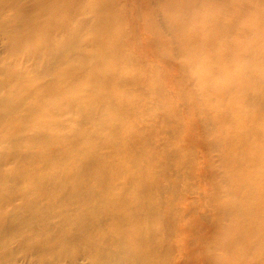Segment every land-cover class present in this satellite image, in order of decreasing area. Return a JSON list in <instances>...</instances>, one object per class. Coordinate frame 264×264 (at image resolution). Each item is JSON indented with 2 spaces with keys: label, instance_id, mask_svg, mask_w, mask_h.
I'll return each instance as SVG.
<instances>
[{
  "label": "bare ground",
  "instance_id": "1",
  "mask_svg": "<svg viewBox=\"0 0 264 264\" xmlns=\"http://www.w3.org/2000/svg\"><path fill=\"white\" fill-rule=\"evenodd\" d=\"M21 1L0 0V14L5 7L17 11V26L4 23L14 58L0 70V142L13 141L0 147V251L11 252L16 241L25 253H51L58 262L78 246L97 261L112 241L152 256L158 247L152 244L158 236L153 222L161 215L152 200L163 181L154 173V152L146 149L153 133L143 138L136 122L142 99L131 92L150 81L132 65L134 72L123 74L133 48L150 54L145 42L135 46L133 25L137 39L131 43L128 34L117 32L110 0ZM246 1L247 11L242 0L130 5L152 10L153 20L160 19L157 35L167 34L172 44L171 55L187 72L195 70L191 95L205 113L206 158L217 155L222 169L214 174L226 186L216 211L239 222L228 228L235 240L226 243L225 230L216 231L212 247L218 254H210L208 264H264V3L250 7ZM82 13L83 22L77 17ZM234 26L250 37L231 39ZM86 29L92 36L83 34ZM88 37L91 54L79 46ZM21 55L35 67H27ZM7 163L13 166L5 169ZM110 229L116 237L110 238ZM233 247L239 248L221 256ZM36 262L43 264V256Z\"/></svg>",
  "mask_w": 264,
  "mask_h": 264
},
{
  "label": "rangeland",
  "instance_id": "2",
  "mask_svg": "<svg viewBox=\"0 0 264 264\" xmlns=\"http://www.w3.org/2000/svg\"><path fill=\"white\" fill-rule=\"evenodd\" d=\"M27 1L23 0L21 3L26 4ZM110 1L115 5V11L113 12L119 21L120 29L117 32H123L122 36L128 34L127 43H131L138 37L135 46L142 43L144 47L143 42H145L146 50L150 53L146 55L145 51L133 48L128 56L130 64L127 68H124L123 74L129 76L128 74L133 71L132 65L137 74L150 81L149 85H144L131 92L142 99L138 108L139 117H135L136 122L141 129L140 134L143 138H145L144 133H153L154 141L146 149L154 152V159L158 164L154 168V173L163 181L158 186V188H161L160 192L156 191L158 197L152 200L157 201L155 202L161 213L158 217L159 220L153 222V229L158 232V236L155 239L153 238L152 244L158 245V247L155 253L149 256L146 251L123 250L110 241L111 243L107 244L104 249V258L99 257L96 261L87 255H82L80 247L73 246L68 255L59 258L58 263L51 253H44L45 255H43V252L37 254L34 252L36 255L25 253L24 249L14 241L9 245V251L11 252L3 255L0 251V264H40L36 262L37 256H43V264H208L210 254H218V251H215L212 247V241L216 239L221 229L225 230L223 241L227 243L230 239L235 240V237L230 236L228 228L231 224L235 227L239 222L235 223L233 221L230 223L228 215L221 216L216 211L217 201L223 203L226 199V186L220 182L221 177H215L217 171L222 169L217 155L212 153L211 160L206 158L209 141L207 142V137L202 129L205 113L202 114L198 110L197 101L196 99L193 100L191 95L194 85L192 84V76L189 75L195 70L189 69L187 72L183 64L173 54L171 55L172 44L167 42V34L162 32V36L157 35L159 28L156 23L160 22V19L153 20L152 10L145 11L144 9L142 13L134 8L138 6L135 0H133L134 7L130 6L132 0ZM245 1L242 0L241 3L244 10L247 11L249 8L245 6ZM258 1L264 3V0H247L246 2L249 6L251 3ZM226 2V7H232L231 2ZM238 5L236 3V6ZM16 12L10 7H5L0 14V70L14 58L13 53L10 51L11 29H5L4 23L11 21L12 24L17 26V22L14 21ZM241 16L245 20L248 17L246 15ZM77 17L83 22L86 15L82 13ZM227 17L230 18L231 15ZM131 21L135 22L136 25ZM148 24L149 26H147ZM132 25L137 30V33L134 34V36L137 35L136 38L131 32ZM87 31L89 32L87 29L84 30L83 34L86 35ZM228 33L231 39L245 41L250 37V32L243 26H234ZM141 34H144V37ZM88 39L89 41L86 39L84 44L83 41L80 42L79 46L82 48L84 45L87 48V50H84L85 53L91 54L93 52L90 41L92 37H88ZM160 39H164L166 42L159 43ZM86 42L89 45H86ZM20 58L27 67L33 63L25 56L21 55ZM182 62L187 61L184 58ZM213 62L215 61L213 60ZM35 65L31 67H35ZM227 73L232 75V69L231 72ZM125 86L129 90L132 88L130 84ZM3 111L1 109L0 113L3 114ZM102 112H104V109ZM88 122L89 120L86 118L83 124L85 125ZM211 127L214 128L212 125ZM63 129L64 132L68 131L65 126ZM235 142H237V139H233V143ZM12 144L13 141L11 140H2L0 147H10ZM12 166L13 163H7L4 168L10 169ZM50 170L49 166H43L44 172L49 173ZM18 203L19 201H17ZM111 232L110 238L117 236V232L113 229ZM235 248L239 247L225 248L226 250L221 252V256H226L229 252L234 253ZM70 255L78 257L72 261Z\"/></svg>",
  "mask_w": 264,
  "mask_h": 264
}]
</instances>
